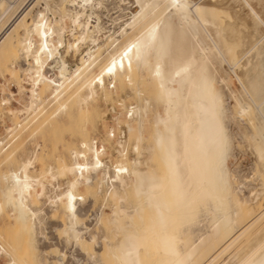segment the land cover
Instances as JSON below:
<instances>
[{"label":"bare ground","instance_id":"obj_1","mask_svg":"<svg viewBox=\"0 0 264 264\" xmlns=\"http://www.w3.org/2000/svg\"><path fill=\"white\" fill-rule=\"evenodd\" d=\"M33 1L32 6H38L34 15L29 16L31 7L17 13L11 5L4 19L0 14V29L7 26L0 32V61L11 60L12 77L18 69L27 73L16 80L19 93L28 98L17 111L28 113V108L44 100L46 90L55 101L54 109L42 119L38 114L32 117L38 121L33 132L52 127L64 113L78 133L95 112L92 108L100 93L111 97L116 81L121 85L125 80L138 82L133 90L140 102L126 110L131 114L126 113L125 119L117 118L118 124L127 126L129 138L137 131L135 157L121 148V128L115 149L125 160L108 158L109 146L104 142H110L108 136L100 144L96 137L85 136L80 146H69L70 161L61 158L56 172L53 167L47 171L52 179L71 175L66 188L51 195L50 202L62 210V228L55 229L65 237L66 245L77 248L76 262L85 256L92 264H264V226L243 239L264 218V208L253 214V207L261 202L239 196L225 164L231 122L241 127L242 136L254 146L264 176V0H133L126 22L131 30L123 28L125 40L95 70L102 26L88 11L93 0ZM18 30H22L19 36ZM68 33L71 38L66 37ZM110 38V45L118 40ZM87 41L92 46L82 53ZM69 55L81 56L66 74ZM226 66L239 82L230 94L231 103L224 89L230 79L222 73ZM144 81L150 95L164 107L163 113L156 108L151 118L149 99L140 96L139 84ZM10 92L0 107L12 103L15 93ZM145 119L151 121V136L144 135ZM15 123L11 131L21 126V120ZM13 131L11 136L18 139L21 130ZM111 132L115 136L114 129ZM149 137L153 138L152 165L141 159ZM9 146L6 143L1 149ZM11 157L13 152L6 153L2 161ZM36 157L34 152L0 174L5 182L0 211L8 203L17 210L12 225L5 233L0 231V253L9 256L8 264H66L65 249L50 244L48 249L39 248L36 231L40 228L43 234V217L33 205L46 194V184L45 171L41 176L34 173ZM261 191L258 188L250 194L256 197ZM128 193L135 198L132 207L122 203ZM100 195L104 205H109L112 196L118 200L110 205V217L104 218L102 208L96 211L95 223L102 225L91 227L87 221ZM240 238L243 241L236 247ZM232 246L234 253L226 254ZM49 253H55L58 262L49 261Z\"/></svg>","mask_w":264,"mask_h":264},{"label":"rangeland","instance_id":"obj_2","mask_svg":"<svg viewBox=\"0 0 264 264\" xmlns=\"http://www.w3.org/2000/svg\"><path fill=\"white\" fill-rule=\"evenodd\" d=\"M32 1L33 0H13V1L12 0H0V10L2 9V11H0V14L3 13L1 18L2 19L5 18L3 16H5L6 13L9 11L8 9L10 8V5H11V7L14 6V8L17 7L16 8V10H18L17 13L21 12L27 6H28V8L31 7L29 16L34 15L38 6H36V5L32 6L33 3L35 2V1H33V2ZM132 1L133 0H131V1L130 0L129 1L128 0H96V1L93 0L94 3H92V7L91 8L88 7V11L90 9L89 13H91L93 15V17L91 15V18L92 19H98L99 18L98 21H99L100 25L102 26L101 32L103 31V33H104L103 37L101 36L103 33L102 34H101V32L99 33V40L102 38L100 40V44L102 45L101 50H100L101 54L96 59L97 65L94 67V70L106 60V58L109 55L108 52H111L114 49L116 44H119L125 40V36L122 35L123 28H127L128 31L131 30V28H129V26L127 27V23L129 22V19L131 17L129 6H131ZM96 2H98V3H96ZM99 2H101V3H99ZM95 3H96V7H95ZM94 9H96V10H94ZM4 10H5V13H4ZM11 11H12V9H11ZM11 11H9L8 13H10ZM31 11H33V12H31ZM17 13L12 14L13 15L12 20L15 19ZM97 14H98V16H97ZM2 27L3 28L0 29V32H3L7 26H2ZM21 33H22V30H18V36ZM66 37L71 38L72 35L70 33H68L66 35ZM107 37H109V39ZM110 37H112V38L116 37V38H118V40L115 41L113 43V45H110V42L112 41ZM107 39H108V41H107ZM90 45L92 46V44L90 42H88V41L85 42L83 44V48H82L81 52L86 53L88 46H90ZM80 56L81 55H78V56H75L73 58V56L70 57V55H69V57L67 58L68 59L67 62L69 63V65L65 66V68H64V72L66 74H67V72L70 73L73 71V68L76 66L77 63H79L78 59ZM103 58H105V59H103ZM2 61H4V62H2ZM2 61H0V80L1 81H4V79L7 80L8 85H11V90L13 91V93H15V96L12 99V103L10 105H8L6 107H3V106L0 107V150H1L0 151V174H1V172H3L4 170H6L8 168H16L21 160L26 159L29 156L33 155L34 152H37L36 161L34 162V164H35L34 173L37 175L39 174L38 176H41L42 173L45 171V173H44L45 176H43L42 179H43L44 183L46 184V194L39 201H37L36 204L33 205L41 211L40 215H41V217H43V221L41 224L43 234H41L39 232L40 228L37 230L38 232L36 231V235L39 233L37 235L38 239H39L38 240L39 248L40 249H48L49 244H50L51 246H56L61 250L65 249L64 251L66 252L67 258H68V259L65 258L66 264L67 263L70 264V262H71V264H92L93 262H90L92 260L86 259L85 256L82 259L83 261L81 260L83 263L82 262L77 263L75 258H74V256H78L77 255V253H78L77 248L72 244L66 245L65 241H64L65 237H63V235H61V233H59V231L57 229H55L56 226L62 228V223H61V219H60L61 218L60 215L62 213V210L59 206L52 204L50 202V198L53 197L55 193L60 192L66 188L67 180L71 177V175L70 174L69 175H64V174L61 175L60 174V175H58V178L56 177L55 179L54 178L52 179V177L49 175V173L47 171L53 167V169H55L54 172H56V168H58L59 160L61 161V158H65L67 161H70L71 155H70L69 146H77V147L80 146L79 145L80 141L85 136L96 137L99 144L101 143L102 140L105 139L106 136H108L112 140V141L110 140V142L104 141L106 146H109V149L106 151V154L109 155L108 158H111L113 160L114 159L115 160L116 159L125 160L126 159L125 156H119L117 154V150L115 149L118 146V145H116V141H117V137H119V135H120V132H118V131H120L121 128H123V130H124V135L123 136L121 135L123 137L122 139H123L124 145H122L121 148H124V150L127 149V153H128L129 157H131V158L135 157L137 155L136 146H135V135L137 134L136 133L137 131H136V129H134L132 131L133 133H132L131 138H129V134H128L129 132L127 130V126L124 124H118V119H125L126 113H127L126 110L129 109L131 106H134L140 102L139 95L136 93L135 90H133V86H136V84L138 82L133 83V82H129L128 80H125L124 84L121 85L118 81H116V87H111V91H112L111 97H109L110 95L108 97L107 96L105 97V95H102V93H100L99 97L96 98L95 107L92 108V109H95V112L97 111L96 113H98V114H95V112L93 111L92 116H94L95 119H94V117L91 116L92 118L90 117L88 120H86V122L82 123L80 128H78L80 133H79V131H78V133H76L77 127L74 125V123L68 122V120L65 118L64 113H60L58 115L57 122L54 123V125L52 127L48 128L47 126H45V127H42L38 130H35L33 132V129L37 125L38 121L33 122L32 117L34 115L38 114L37 117L42 119V117H44L51 110L54 109V107H55L54 102L55 101H53V99H52L53 95L50 93L49 90H46L45 93L43 94V99L45 101L43 100L42 102H38L36 104H33L30 107L31 109L28 108L26 112H28L29 114L28 113L20 114L17 111V109H21L23 107V104L27 103L26 100L28 98H27L25 93H23V94L19 93L16 80L19 81V79H20L19 76L27 77V73L18 69L17 70L18 72H16L14 77H12L10 74L11 60L6 59V61L5 60H2ZM29 61H31V58L29 59ZM17 68H19V67H17ZM229 68H231V67L228 66L227 68H223L222 73L225 77L230 78L228 81V84H224V89H225V93H227L225 95L229 99L228 102L231 103L232 100H230V99H232V98L230 97V94H231L232 90L236 89V86H239V82L234 75L235 74L234 71L233 72L230 71ZM231 70H233V69L231 68ZM237 71L239 72V74H241V72L238 69H237ZM142 76L146 78V74L144 76V73H143ZM143 84H144V86H143ZM148 84H150V83H148ZM232 84H235V86H233ZM139 85L143 89L141 94H140V96H142L141 98H143V99H144V97L146 99L148 98L149 102H150L149 105H151L148 107L149 110L147 111L149 117L151 118L153 116V112L155 111L156 108L163 113L164 107H163V104H161L162 102L157 101L154 95H152V94L150 95L148 89L145 87V81L140 83ZM26 86H29V85L26 84ZM229 87H230V89H229ZM8 88L7 87L5 88L6 91H8ZM49 93H50V95H48ZM35 105H36V107H35ZM9 108H11L13 110L12 113L8 110ZM129 113L131 114V112L129 111L127 113L128 116L130 115ZM17 115H18V117H17ZM92 119L95 121H93ZM18 120H21V123H20L21 126L19 125L17 127L19 131L21 130V132L19 134L18 139L17 138L13 139V136H11V134H13L12 133L13 130L11 131V128L13 129L16 126L15 122H17ZM91 121H93V123H90ZM143 122H144L143 123L144 135L145 136H151V132H152L151 121H148V119H145ZM134 123H136V121H133L132 124L134 127L135 126L138 127V124L137 123L134 124ZM229 124L230 125L228 126V129L230 130L229 133L231 136H230V146H229L230 148L227 150L228 152H227L226 157H225L226 168L228 169L230 176H232V180L235 181V182L233 181V186H234L233 188H234V190L237 189L235 191L238 192L239 196H243L245 198L250 196V197H252L251 202H254V201L257 202L258 200H259L258 202H261V203H259L260 204L259 207H258V204L254 202L257 205H255L253 207V214H256L257 212L259 213L261 211V207H262V209L264 208V204H263V202H264V189H263L264 176L261 175V171H260L263 168L262 164H261V160L259 159L255 148H253L254 146L253 145L251 146L250 145L251 143L246 138H244V136H242L241 130H240L241 127H239V126H237V124H234L231 122ZM137 127H135V128H137ZM16 129H14L15 132L18 131ZM112 129H114L115 136L112 135V132H111ZM134 133H136V134H134ZM126 136L128 138H126ZM232 140H233V142H231ZM6 143H9L10 146L7 148L6 151H4L1 148ZM114 143H115V145H114ZM152 144H153V138L149 137L146 140V142L143 144V149L141 150L142 161L147 160L148 164H151V165L154 164V162L151 160V157H152L151 146H152ZM126 146H127V148H126ZM133 146H134V148H133ZM9 152H13V158L11 157L12 159H10L9 161H2L4 155L6 153H9ZM141 167L145 168L146 166H145V164H142ZM259 173H260V175H259ZM4 185H5V182H3L1 180V177H0V190ZM61 188H62V190H61ZM258 188L262 189L260 195L257 196V194H256V197H255V194H250V192L255 193ZM81 189L83 190V187H81ZM38 190H40V187H38ZM119 191L122 192L123 191L122 188ZM252 191H255V192H252ZM46 196L47 197L49 196L48 200H47ZM125 197L126 198L124 199V201L122 200V203L124 202L123 203L124 205L128 204L127 206L132 207V205L135 204V201H134L135 198H134L133 194L128 193V194H126ZM250 197H249V199H250ZM262 197H263V201H262ZM102 200H103L102 196L101 195L98 196V198L96 200L97 203H95V206H94L95 210L92 211V215L89 216L87 223L90 224L91 227H95L96 225L101 227V225H102L99 221H97V223H95L96 218H94V217H95L96 211L99 213V212H101V210H103L105 212L104 218L111 216L110 205H113L115 203V201L118 200V197L116 195L112 196L109 200V205H104ZM111 203H113V204H111ZM100 204H102V207L100 206ZM117 204H119V203H117ZM50 206L52 208H50ZM103 207L105 208V210L103 209ZM15 209L16 208H14V205L12 203H8L5 205L3 210L0 211V231L1 232L4 231V233H5L6 232L5 230L8 228V226L12 225L11 222L13 223V221H14V215L17 214V210H15ZM129 209H132V208H129ZM57 223H58V225H57ZM263 226H264V218H262L256 225H254L251 228V230L248 231V233L243 237V239L246 237H249L250 235L251 236L254 235ZM44 235H46V236H44ZM243 239L240 238L237 242H235L236 247L238 244L242 243ZM234 246H232L226 252V254H229L230 252H231V254H233L234 253L233 249L235 248ZM17 249H19V251H20L19 256L23 258L24 253L23 254L21 253V250L23 251V246L19 244L17 246ZM231 249L233 252L231 251ZM73 251L75 252V255H74ZM72 252H73V254H72ZM69 254H70V256H69ZM226 254H225V256H226ZM71 255H72V257H71ZM46 257L49 259V261L54 260V261L58 262L57 255L55 253H49ZM8 261H9V256L6 254L0 253V264H8ZM23 264H24V262H23Z\"/></svg>","mask_w":264,"mask_h":264},{"label":"built area","instance_id":"obj_3","mask_svg":"<svg viewBox=\"0 0 264 264\" xmlns=\"http://www.w3.org/2000/svg\"><path fill=\"white\" fill-rule=\"evenodd\" d=\"M6 87L7 88L9 87L8 91H6V89H5ZM10 90H11V85H8L7 80H5V79H4V81L0 80V103L1 104H4L5 97L11 96Z\"/></svg>","mask_w":264,"mask_h":264}]
</instances>
